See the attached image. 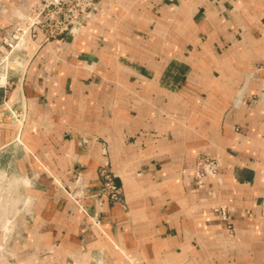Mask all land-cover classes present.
<instances>
[{
	"label": "crops",
	"instance_id": "1",
	"mask_svg": "<svg viewBox=\"0 0 264 264\" xmlns=\"http://www.w3.org/2000/svg\"><path fill=\"white\" fill-rule=\"evenodd\" d=\"M34 1L0 0V43ZM41 41L0 87V151L32 185L0 264H264V0H100L76 35ZM201 150L220 183L195 180ZM100 167L122 204L92 192ZM15 182L0 173V249Z\"/></svg>",
	"mask_w": 264,
	"mask_h": 264
},
{
	"label": "built area",
	"instance_id": "2",
	"mask_svg": "<svg viewBox=\"0 0 264 264\" xmlns=\"http://www.w3.org/2000/svg\"><path fill=\"white\" fill-rule=\"evenodd\" d=\"M97 10L98 0H36L25 12L10 20L9 28L1 36L0 87L6 86L8 79L12 76L11 74H19L25 71L24 60L27 58L28 46L35 36H41V42L74 36L85 27L87 20ZM24 33L25 35H23ZM259 69H262V66H259ZM81 142L85 143V139L82 138ZM220 167V161L210 151L201 150L195 154L192 167L193 176L200 183L205 182L207 178H217L220 183ZM24 177L27 178L26 175L16 178L17 182L13 184L19 183L25 189L31 188L32 185L28 178V185L22 182ZM98 177L100 178L99 187L92 192L109 202L122 204V188L115 179L116 174L100 167ZM80 186L82 185L77 180L74 185L75 189ZM75 189L68 191L69 196L74 201L81 196L78 194L79 191ZM8 192L10 197L8 203L11 207L5 217H8L9 221V238L15 240L21 238L27 219L31 215L32 197L27 193L23 197L11 195L13 188ZM213 194L215 193L211 190L209 195L213 196ZM81 207L84 210L83 205ZM212 211L222 222L224 228L232 233L231 214L227 206L220 203L215 204ZM91 219L94 225L99 226L100 220L97 213L93 214ZM3 234L4 231L0 229V238ZM4 245L5 242L0 249V255L4 256L5 254L11 257L13 251ZM66 264L76 263L67 262ZM133 264L135 263L133 262Z\"/></svg>",
	"mask_w": 264,
	"mask_h": 264
},
{
	"label": "rangeland",
	"instance_id": "3",
	"mask_svg": "<svg viewBox=\"0 0 264 264\" xmlns=\"http://www.w3.org/2000/svg\"><path fill=\"white\" fill-rule=\"evenodd\" d=\"M99 2H100V0H98V9H99ZM0 152H2L0 154V173H2L5 176V178L13 179V178H18L20 176L25 175L23 172H20V171H18V170L15 169V165L16 164L14 162V155H17L16 158H18V159L21 158L22 156H20V153L19 152H15V154H12L11 156H8L7 149L6 150H1ZM10 161H11V164H10ZM22 182L25 184V183L28 182V179L26 181L25 180V177H24L22 179ZM5 183H6L5 186L8 187L9 186L8 185V182L6 181ZM27 184H29V183H27ZM12 188H13V193L11 195H14V196L19 195L20 197H23L25 195V193H26L25 192V188H23L19 183L13 184L12 185ZM10 207H11V205L7 201L4 204V209L5 210H9ZM6 215H8V214H5L4 217ZM8 238H9V235H8V237L5 240V245L4 246H6V247H7L6 242L10 239V238L9 239Z\"/></svg>",
	"mask_w": 264,
	"mask_h": 264
},
{
	"label": "bare ground",
	"instance_id": "4",
	"mask_svg": "<svg viewBox=\"0 0 264 264\" xmlns=\"http://www.w3.org/2000/svg\"><path fill=\"white\" fill-rule=\"evenodd\" d=\"M23 35H25V33L23 34ZM27 179V178H26ZM3 203V202H2Z\"/></svg>",
	"mask_w": 264,
	"mask_h": 264
}]
</instances>
